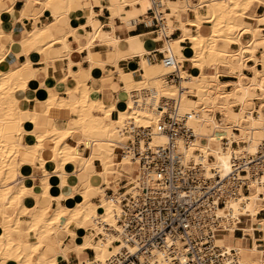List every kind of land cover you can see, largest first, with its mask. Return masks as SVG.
Masks as SVG:
<instances>
[{"label": "bare ground", "instance_id": "1", "mask_svg": "<svg viewBox=\"0 0 264 264\" xmlns=\"http://www.w3.org/2000/svg\"><path fill=\"white\" fill-rule=\"evenodd\" d=\"M110 1L106 3L111 12L112 30L108 32L94 26L93 4L89 6V23L94 29L87 34L90 71L113 62L120 72L127 62L118 45L121 39H133L127 35V28L151 20V0ZM255 2L264 7V0H163L162 10H167L162 29L155 32L156 48L172 55L175 63L151 62L146 57L149 49L134 48L132 53L139 56L143 72L136 78L123 74L125 99L109 102L98 89L81 86L79 78L73 77L76 86L67 89L68 97L44 82L34 86L39 73L31 67L33 56L43 51L52 26L36 24L27 37L18 38L17 33L7 32L10 21L2 16L13 8L9 0H0V264H57L69 253L78 259L74 264H131L132 255L143 261L145 255L139 253V246L126 242L118 233L120 202L124 195L136 192L140 172L139 158L123 151L128 140L124 129L130 122L155 128L160 107L168 98L179 95L180 112L192 113L189 124L196 137L187 145L177 141V147L186 163H201L207 176H213L215 169L226 177L235 162L264 155V11L249 13ZM35 4L55 19L69 17L66 0H35ZM117 18L123 24L122 31L116 30ZM175 30L181 34L172 38ZM103 38L114 51L107 59L92 60V46ZM185 41L190 45H184ZM14 43L27 55L18 65L8 60L11 49L2 51L3 44L13 47ZM56 62L49 58L44 71L47 73ZM222 67L235 79L220 80ZM174 72L180 84L166 81L165 77ZM60 109L73 114L61 125L54 114ZM28 123L33 125L31 129ZM74 133H79L80 139L72 143ZM167 142L166 135L157 134L151 145ZM79 145L85 147L84 152H79ZM49 161L55 166L52 171L47 167ZM35 165L42 170L39 183L34 176L24 177V172ZM246 169L243 179L247 180L248 193L228 198L217 210L214 239L224 255L236 250L238 264H264V217H260L264 210V172L253 176L248 166ZM77 182L81 186L73 193L76 203L63 205L64 187L71 189ZM120 187L126 188L123 194ZM109 188L113 194L107 193ZM27 198L32 205L25 204ZM98 207L103 210L99 212ZM78 230H90L91 234L79 237ZM63 236L70 241L63 242ZM83 249H91L93 257ZM149 264L169 263L163 252L154 250Z\"/></svg>", "mask_w": 264, "mask_h": 264}, {"label": "built area", "instance_id": "2", "mask_svg": "<svg viewBox=\"0 0 264 264\" xmlns=\"http://www.w3.org/2000/svg\"><path fill=\"white\" fill-rule=\"evenodd\" d=\"M151 1L150 22L142 21L138 25L158 32L163 27V14L167 9L162 10L163 0ZM158 54L159 60L167 65L175 63L172 55L166 56L160 51H153L146 57L155 62ZM165 78L167 82L180 84L178 73ZM164 103V106L159 104L162 113L155 128L130 122L124 129L128 140L123 151L139 158L140 172L136 192L124 195L120 202L118 233L126 242L137 244L139 253L145 255L143 261L132 255L129 262L149 264L153 251L157 250L164 253L169 264H238L235 249L224 255L215 244L214 228L219 223L217 210L224 207L228 198L248 193L247 180L243 179L248 173L246 166L253 176L263 175L264 155L259 153L244 162H235L233 171L226 177L220 176L215 169L211 171L213 176H207L201 163H186L184 153L177 147V141L187 145L196 137L189 124L192 113L180 112L179 95ZM157 134L166 135V145H151ZM125 191V187H120L121 194ZM107 192L113 194V190Z\"/></svg>", "mask_w": 264, "mask_h": 264}, {"label": "crops", "instance_id": "3", "mask_svg": "<svg viewBox=\"0 0 264 264\" xmlns=\"http://www.w3.org/2000/svg\"><path fill=\"white\" fill-rule=\"evenodd\" d=\"M66 1L67 5L69 4L68 6L70 7L69 17L61 15L57 19H55V17L51 13L40 10L39 6L35 4V0H9L10 5L13 9L10 12H4L2 15L5 21H10V23L8 24L7 32L17 33L16 35L18 38L27 37L29 35V32L34 29L36 24L41 27L47 24H51L52 26L50 30L51 37L43 47V51L40 54H35L33 56L34 61H32L31 67L33 70L39 73V78L36 79L37 82L33 85L36 87H40L41 83L44 82L46 85L54 87L53 89L57 94L68 97L69 93L67 89L69 87H75V79L79 78L80 82H82L80 83L81 86L85 84L90 89H98L99 91H101L99 93L100 96H105V99L109 102L114 99H125L123 98L125 97L123 74L130 75L136 78L143 72V69L140 66L141 60L139 56L134 55L132 51L134 48L139 49V47H146L151 52L158 51V49L156 48L158 45L156 40L158 38L157 33L152 31L151 29L146 28L144 25L136 26L138 23L130 25L127 28L126 32L128 36L133 38L132 41L121 39L118 45L119 47L117 46L120 54L124 56V59L127 62V64L122 67V70L119 72L115 63L106 62L104 67H94V70L92 69V71H90V56L88 53L89 51L86 48L89 42L87 34L94 33V29L93 26L89 23L91 19L89 6L90 3L93 4L95 15L92 17V21L94 26L96 28L102 27L103 32H108L112 30V27L109 24L111 12L106 3L109 4L111 1ZM254 5L256 6L253 8ZM6 9L7 6L3 5L2 10L6 11ZM203 9L204 8H202L201 11ZM252 9V13L256 14H261L264 11L263 5H261L259 2H255L252 5L250 12L252 11ZM35 17L37 18L35 19ZM248 23L251 24L253 22L252 20H249ZM115 27L117 31L124 30L123 24L118 20V18L115 19ZM187 27L191 29L189 25ZM175 32L176 36L172 38L179 37L181 34L180 30H175ZM105 40L106 39L103 38L102 42H94L92 46V51L94 53V55H92L91 57L92 60H96L97 58L107 59L108 55L114 51L113 46H109ZM160 41L163 42L165 40L163 39ZM186 43L188 44L187 41H185V43L183 44L187 45ZM80 47L85 48L80 49ZM233 47H235V45H233ZM7 49H11V52L9 54L10 56L8 57V60L11 63H15L16 65H18L19 63L26 60L27 55L22 51L21 47H18L17 43H14L13 47L9 44H3L2 51H6ZM157 56L158 61H160V55L158 54ZM41 57L43 59H41ZM49 58L55 59L57 62L55 65L50 66L48 68V72L46 73L44 69L45 67H47V60ZM250 63L252 62H249V64ZM189 70L190 73L193 72V69L188 68V72ZM69 71H71V73ZM225 71L226 69L222 67L221 72L223 74L220 75V80L232 81L235 79L233 76L227 75ZM245 72L247 74H250V71L248 70H246ZM121 93H123L124 95ZM72 94H74L73 96L77 95L76 92ZM33 97H35L34 94ZM69 112L70 111L68 109H60L54 112V114L59 118L58 124L61 125L62 120H66L69 116L73 115L71 112L69 114ZM32 126L33 125L30 123L27 124L28 129H31ZM73 137L74 138L71 139L72 143H74L75 140L78 141L80 139L79 133H74ZM84 148L85 147L79 145V152H84ZM47 167L49 171H52L55 168L54 164L50 161L48 162ZM39 168V165L32 166L31 169H28L24 172V177L30 178L34 176V178L36 179V183H39L38 181L40 180L42 174V170ZM52 182L54 184H57L55 179H52ZM80 186L81 183L77 182L74 183L71 189H69L68 186L64 187L63 192L66 193V198L62 199L61 203L65 206H69L73 203L75 204L76 199L73 196V193H76L80 189ZM95 199L98 201L100 199V195H96ZM25 204L32 205L33 201L27 198L25 199ZM52 206L56 207V203L54 202ZM260 217H264V210L261 212ZM72 228L76 229V226L73 225ZM78 234H80L78 235L79 237H86L91 234V231L78 230ZM69 241L70 237L63 236V242L68 243ZM75 242L77 243V240H75ZM75 242L71 243L70 246H75ZM83 250L89 256V258L93 257V251L91 249ZM68 256L69 257L66 258H59L57 264H74L78 261L74 253H69Z\"/></svg>", "mask_w": 264, "mask_h": 264}, {"label": "rangeland", "instance_id": "4", "mask_svg": "<svg viewBox=\"0 0 264 264\" xmlns=\"http://www.w3.org/2000/svg\"><path fill=\"white\" fill-rule=\"evenodd\" d=\"M255 6H256V5H254L253 8H254ZM256 9H257V7H256ZM205 11H206V10L203 9L201 12H202V13H206ZM252 12H253V9H252L251 12L249 11V13H252ZM252 14H253V13H252ZM186 44H187V43H186ZM189 45H190V44H189V42H188L187 46H189ZM191 69H192V68H191ZM189 73H190V70H189ZM96 114H99V112H96ZM218 116L221 117V115H219V114H218ZM226 143H227V141H226ZM78 149H79V147H78ZM35 168H36V167H35ZM236 234L239 236V235L241 234V232L237 231Z\"/></svg>", "mask_w": 264, "mask_h": 264}]
</instances>
